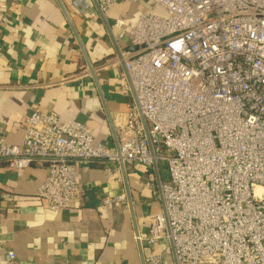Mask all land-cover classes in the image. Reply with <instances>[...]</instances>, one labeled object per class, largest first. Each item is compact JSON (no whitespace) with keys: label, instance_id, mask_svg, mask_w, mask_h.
Masks as SVG:
<instances>
[{"label":"built area","instance_id":"2783aa9c","mask_svg":"<svg viewBox=\"0 0 264 264\" xmlns=\"http://www.w3.org/2000/svg\"><path fill=\"white\" fill-rule=\"evenodd\" d=\"M118 1L72 5L93 19L97 4L106 18ZM148 1L153 11L132 27L126 18L112 25L124 89L136 97L117 115L120 153L82 123L36 110L21 144L0 134V163L19 173L45 165L37 194L53 214L79 201L80 164L101 163L113 180L122 164L164 165V205L144 240L169 247L145 264H175L173 250L178 264H264V0ZM0 252L18 264L1 236Z\"/></svg>","mask_w":264,"mask_h":264},{"label":"crops","instance_id":"0c3cea01","mask_svg":"<svg viewBox=\"0 0 264 264\" xmlns=\"http://www.w3.org/2000/svg\"><path fill=\"white\" fill-rule=\"evenodd\" d=\"M144 1L119 0L105 19L94 5L96 17L89 19L72 0H62L77 37L57 0H0V134L9 144H21L25 120L39 110L82 123L96 143L117 152L98 85L117 134V115L127 112L134 96L124 89L126 71L112 25L126 18L132 27L141 14L153 11ZM128 44V39L119 43ZM158 168L166 181V167ZM47 172L39 163L23 173L0 163V236L18 264H142L139 240L144 258L169 247L167 241L150 245L144 240L163 207L154 169L126 166L139 238L121 167L113 180L101 163L78 165L79 201L57 214L37 194ZM119 196L126 201L118 207L104 203ZM0 264H13L6 252H0Z\"/></svg>","mask_w":264,"mask_h":264},{"label":"water","instance_id":"95a60500","mask_svg":"<svg viewBox=\"0 0 264 264\" xmlns=\"http://www.w3.org/2000/svg\"><path fill=\"white\" fill-rule=\"evenodd\" d=\"M59 6L61 7L64 15L66 16L67 20L69 21V24L70 26L72 27L74 33L77 35V32H76V29L73 25V22L70 18V15L65 7V5L63 4L62 0H57ZM100 16L102 19H105L104 15L101 13V11L99 10V7L97 4H95ZM107 26V25H106ZM108 28V26H107ZM78 37V35H77ZM79 39V38H78ZM79 44L84 52V54L86 55V52L85 50L83 49V46L81 45V42H80V39H79ZM89 69H90V72L95 80V82L97 83L98 85V81H97V78H96V74H95V71L91 65V63H89ZM98 89H99V92H100V96H101V99L104 103V107L106 109V114H107V117H108V120L110 122V125L112 127V131H113V136L115 138V142H116V147H117V152L120 153V148H119V141H118V138H117V134H116V131H115V128H114V124H113V121H112V118H111V115L105 105V102H104V97L101 93V89L98 85ZM133 96H134V99L136 100V97L134 95V92H133ZM153 169H154V172H155V176H156V183H157V187H158V190H159V193H160V199H161V202H162V205H164V201H163V198H162V193H161V185H162V180H161V177H160V174H159V168H158V164H154L153 165ZM121 170H122V174H123V181L125 183V187H126V194H127V199H128V202H129V206H130V209H131V212H132V215H133V220H134V223H135V231H136V234H137V237L139 238V232H138V229H137V226H136V221H135V214H134V208H133V200H132V197H131V192H130V188H129V184H128V179H127V173H126V167L125 165H121ZM138 245H139V250L141 251L142 253V264H145V258L143 256V252H142V245H141V242L140 240L138 241ZM171 247H172V250H173V243L171 241ZM173 255H174V258H175V264H178L177 261H176V257H175V253H174V250H173Z\"/></svg>","mask_w":264,"mask_h":264},{"label":"rangeland","instance_id":"374dc122","mask_svg":"<svg viewBox=\"0 0 264 264\" xmlns=\"http://www.w3.org/2000/svg\"><path fill=\"white\" fill-rule=\"evenodd\" d=\"M144 2H147V0H145Z\"/></svg>","mask_w":264,"mask_h":264}]
</instances>
